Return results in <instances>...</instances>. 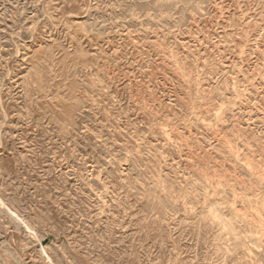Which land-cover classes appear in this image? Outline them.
Returning <instances> with one entry per match:
<instances>
[{
	"label": "rangeland",
	"instance_id": "374dc122",
	"mask_svg": "<svg viewBox=\"0 0 264 264\" xmlns=\"http://www.w3.org/2000/svg\"><path fill=\"white\" fill-rule=\"evenodd\" d=\"M0 264H264V0H0Z\"/></svg>",
	"mask_w": 264,
	"mask_h": 264
}]
</instances>
